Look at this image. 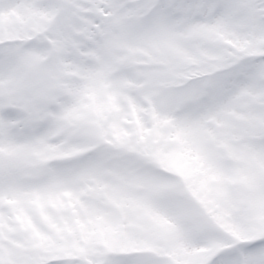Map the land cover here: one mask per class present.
Here are the masks:
<instances>
[{"label": "snow or ice", "instance_id": "obj_1", "mask_svg": "<svg viewBox=\"0 0 264 264\" xmlns=\"http://www.w3.org/2000/svg\"><path fill=\"white\" fill-rule=\"evenodd\" d=\"M0 264H264V0H0Z\"/></svg>", "mask_w": 264, "mask_h": 264}]
</instances>
